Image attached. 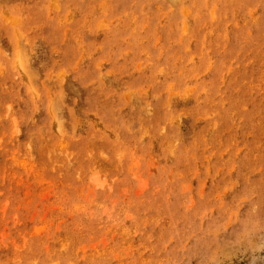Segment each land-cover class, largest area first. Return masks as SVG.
Here are the masks:
<instances>
[{
  "label": "rangeland",
  "instance_id": "obj_1",
  "mask_svg": "<svg viewBox=\"0 0 264 264\" xmlns=\"http://www.w3.org/2000/svg\"><path fill=\"white\" fill-rule=\"evenodd\" d=\"M0 264H264V0H0Z\"/></svg>",
  "mask_w": 264,
  "mask_h": 264
}]
</instances>
